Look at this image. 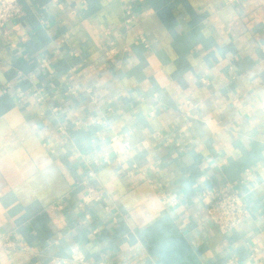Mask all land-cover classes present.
Here are the masks:
<instances>
[{"label": "crops", "instance_id": "0c3cea01", "mask_svg": "<svg viewBox=\"0 0 264 264\" xmlns=\"http://www.w3.org/2000/svg\"><path fill=\"white\" fill-rule=\"evenodd\" d=\"M19 1L21 14L0 29V242L15 244H0V264H45L70 255L75 243L86 264H264V0ZM128 8L136 15L130 25ZM113 38L120 52L109 58ZM42 56L51 58L46 68ZM49 80L57 87L46 102L29 93L17 102L14 89ZM69 85L78 93L65 94ZM188 100L192 117L182 115ZM50 105L61 106L57 115ZM157 130L164 136L153 137ZM115 136L130 144L121 161L110 145ZM108 152L92 182L113 207L92 203L83 224L85 157L103 162ZM133 162L178 204H165L139 171L129 176ZM225 181L241 183L252 212L227 234L198 191ZM62 197L64 209L50 210Z\"/></svg>", "mask_w": 264, "mask_h": 264}, {"label": "built area", "instance_id": "2783aa9c", "mask_svg": "<svg viewBox=\"0 0 264 264\" xmlns=\"http://www.w3.org/2000/svg\"><path fill=\"white\" fill-rule=\"evenodd\" d=\"M231 1V0H228ZM23 11V7L19 0H0V29H3L6 24L16 19L21 12ZM135 13L131 8L126 10L125 22L130 25L135 20ZM107 33V32H106ZM139 40L147 49L152 48L153 43L149 40L146 34H140ZM261 48L264 52V44L261 45ZM120 52L119 47L115 43V39H109L108 45L104 50V54L106 57L112 58L116 56ZM72 55H78V51H71ZM51 58L48 56H42L39 59V65L42 68H46L50 65ZM120 65V64H119ZM78 69L76 64L70 66L69 72H75ZM202 84H209V79L206 76L200 78ZM57 87V84L52 81H43L40 84H37L27 91L21 89H14L12 84L9 82L7 84L8 89H14L15 97L17 102H22L26 94L29 93L32 95L37 102H46L49 96L51 89ZM86 91L89 94L90 100L93 104L98 103L99 93L91 88H87ZM65 94H77L78 88L77 86L69 85L67 89L64 91ZM193 103L188 100L187 101V109L182 113L183 116L192 117L193 114L191 112V108ZM259 108L264 116V99L260 101ZM112 111V107L108 108ZM49 110L54 115H57V112L61 110L60 105H50ZM45 114V111H42ZM151 114H155V110L151 111ZM56 117V116H55ZM58 118V117H56ZM101 121V120H100ZM80 123V121H78ZM191 125L190 119L186 121L183 129H186ZM59 130L62 134L68 135V129L65 123L59 122ZM153 137H163L164 134L157 130L152 133ZM172 138L167 137L166 141L169 143ZM111 149L115 152L114 159L121 161L122 154L125 153L129 148L130 144L127 141H122L118 136L112 138L111 141ZM177 146H181L180 142H176ZM182 149V147H180ZM54 151V148L52 149ZM86 162L89 164V169L87 172V176L83 180V183L86 184L87 191L82 195L79 200L80 208L84 209V218L81 220V223L87 224L89 220L92 218V212L89 210V206L94 202H103L107 209H111L113 207V198L108 191L105 189L102 191H97L95 185L92 180L98 177V168L106 163H109L111 160V155L106 153L105 159L102 162L97 158H87L85 157ZM141 174V178L148 181L151 185L156 187L158 190L159 197L163 200V202L167 205H177L179 202V198L175 196L174 193L160 188L159 184L156 182L155 178L148 175V172L145 168L140 167L138 162H133L131 166L127 169V174L129 176H134L137 172ZM246 180L252 181V171L248 167L246 169ZM244 179L240 182L244 183ZM241 183H236L232 181H225L220 184H212V185H200L198 186L199 196L203 204L207 209V213L209 219L215 224L218 230L221 233L227 234L233 231L238 225L248 219L252 212L249 207L248 201L246 199V195L241 190ZM65 207L64 198H59L56 201H53L49 208L52 211L61 210ZM118 220V216L113 218V221L116 222ZM94 232L98 231V228L93 230ZM1 245L6 247H14V242L6 237L5 240L0 242ZM257 248L253 249L252 255H254ZM78 263H87L86 256L84 251L78 244H73L71 248L70 255H54L51 256L45 264H78ZM89 264H130L128 262H115L112 263L104 258L98 259L94 262H88ZM153 264H157V262H153ZM224 264H237V261L233 258L227 259Z\"/></svg>", "mask_w": 264, "mask_h": 264}]
</instances>
